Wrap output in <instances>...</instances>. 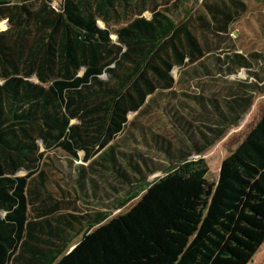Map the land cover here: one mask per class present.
<instances>
[{
    "label": "trees",
    "instance_id": "trees-1",
    "mask_svg": "<svg viewBox=\"0 0 264 264\" xmlns=\"http://www.w3.org/2000/svg\"><path fill=\"white\" fill-rule=\"evenodd\" d=\"M201 6L0 0V264H120L146 241L172 256L163 242L180 237L174 264H211L243 212L264 220L263 112L220 161L196 231L182 226L204 156L264 93V52L220 53L210 40L230 38L249 8ZM256 21L264 39L262 12Z\"/></svg>",
    "mask_w": 264,
    "mask_h": 264
},
{
    "label": "rangeland",
    "instance_id": "rangeland-1",
    "mask_svg": "<svg viewBox=\"0 0 264 264\" xmlns=\"http://www.w3.org/2000/svg\"><path fill=\"white\" fill-rule=\"evenodd\" d=\"M218 1V0H213ZM249 8L248 13L243 18H240L238 21L232 24L230 38L222 37L215 38L210 37V40L213 44L219 45L218 52L223 53V51H233L235 53H240L242 55L248 54L251 51L254 52H264V39L259 35L261 32L259 25L256 21L257 14L262 12L264 14V0H241ZM56 8L62 2V0H53ZM192 1V10L193 14H201L202 2L204 0H198L197 2ZM149 17V14L145 15ZM6 23L2 22L0 24V30L6 28ZM178 74V69H174L172 76L176 79ZM246 74L241 71L235 78L244 79ZM200 91V88H196L195 85L189 88V91ZM205 92H217L221 91L220 87H211L207 86L204 88ZM264 112V94L258 96L255 100V105L252 111L248 113L246 118L236 127L234 132L230 133L228 140L225 143H219L214 147L209 153L204 157L206 158L207 167L201 171H198L193 175L199 181V188L195 190L193 194L189 196L187 202H191L193 207V215L189 216L188 224L182 226L187 231V234H192L198 228L199 222L205 213V205L208 204L210 199V194L215 188V180L218 175V168L220 161H222L231 151L238 147L241 141L245 138L246 134L250 129L255 125V123L260 119L261 115ZM135 114L128 115V119L131 120ZM139 202V199L136 201L130 202L126 207L118 209L110 215L107 223L118 218L123 217L129 211V209ZM249 204L246 205L248 207ZM249 208V207H248ZM246 209V208H245ZM257 212H259L257 210ZM248 211H245V215ZM252 221L244 218V212L241 219L238 221V229L233 233L221 253L217 255L215 260L211 264H264V220L262 224L258 223V216L255 217L252 215ZM187 219V218H186ZM260 220V219H259ZM253 227H259V231L256 237H251L254 232ZM239 229H243L239 231ZM164 236V240L166 235ZM176 236H173L172 239H175ZM254 238V241L251 239ZM175 243H171V240H166L163 244L172 245L170 248V255H153L156 245L146 241V244L141 245L136 250H131L126 254L125 259H123L120 264H174L173 260L181 252L183 246H185L186 239L180 237L175 239ZM174 244V245H173ZM76 246L70 248L69 253H71ZM67 264V263H66Z\"/></svg>",
    "mask_w": 264,
    "mask_h": 264
},
{
    "label": "crops",
    "instance_id": "crops-1",
    "mask_svg": "<svg viewBox=\"0 0 264 264\" xmlns=\"http://www.w3.org/2000/svg\"><path fill=\"white\" fill-rule=\"evenodd\" d=\"M51 1H52V6L54 7V9H57V8L59 7V5L61 4V3H60V4L57 6V8H56L55 5H57V4H54L53 0H51ZM191 1H193V0H191ZM146 15H147V14H146ZM144 16H145V15H144ZM99 26H100V27H103V25H102L101 23H99ZM263 94H264V93H263ZM254 105H255V103H254ZM254 105L251 106L249 112L252 111V109L254 108ZM249 112H248V113H249ZM130 115H131V114H130ZM247 115H248V114H247ZM247 115H246V116H247ZM246 116H245V118H246ZM243 120H244V119H243ZM237 127H238V126H237ZM235 128H236V127H235ZM235 128H233L232 130H234ZM232 130L226 135V137H225L224 139H222V141H221L220 143H223V144H224L225 141L228 140V137H229L230 133L234 132V131H232Z\"/></svg>",
    "mask_w": 264,
    "mask_h": 264
}]
</instances>
